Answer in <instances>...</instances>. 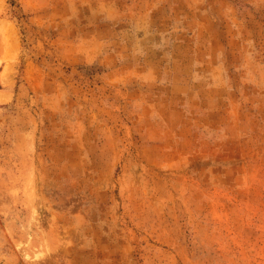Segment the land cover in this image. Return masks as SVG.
Masks as SVG:
<instances>
[{
	"label": "rangeland",
	"instance_id": "374dc122",
	"mask_svg": "<svg viewBox=\"0 0 264 264\" xmlns=\"http://www.w3.org/2000/svg\"><path fill=\"white\" fill-rule=\"evenodd\" d=\"M0 264H264V0H0Z\"/></svg>",
	"mask_w": 264,
	"mask_h": 264
}]
</instances>
